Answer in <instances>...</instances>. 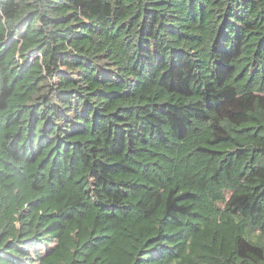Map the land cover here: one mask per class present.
Instances as JSON below:
<instances>
[{
  "label": "trees",
  "instance_id": "obj_1",
  "mask_svg": "<svg viewBox=\"0 0 264 264\" xmlns=\"http://www.w3.org/2000/svg\"><path fill=\"white\" fill-rule=\"evenodd\" d=\"M0 264H264V0H0Z\"/></svg>",
  "mask_w": 264,
  "mask_h": 264
}]
</instances>
